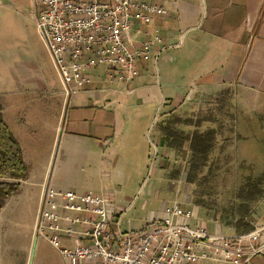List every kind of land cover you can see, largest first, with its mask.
Returning <instances> with one entry per match:
<instances>
[{
  "label": "crops",
  "instance_id": "crops-1",
  "mask_svg": "<svg viewBox=\"0 0 264 264\" xmlns=\"http://www.w3.org/2000/svg\"><path fill=\"white\" fill-rule=\"evenodd\" d=\"M152 1L163 2L167 10L153 23L164 48L140 61L137 76L128 84L96 68L90 70L89 86L65 97L44 45L38 44L37 49L42 57L31 58L24 44L18 48L15 43L0 42L2 117L27 168L18 191L8 197L22 192L23 200L7 198L0 208V230L7 222L14 223V230L2 238L8 248H0V264H28L29 260V264H35L34 260L37 264H67L46 239L33 236L43 184L106 196L124 230L122 222L136 201L143 176L139 168L149 160L150 144L162 159L157 174L178 152L167 146L162 116L181 109L194 114L203 100L226 94L233 103L231 113L237 115L242 104L248 105L252 113L247 118L253 121L255 136L264 131V0ZM63 110L68 115L64 127L60 123ZM173 125L176 128V121ZM167 184L163 192L154 186L145 189L148 203L158 202V208L140 218V225L132 227L127 218V226L141 228L152 215L162 216L164 208L177 204L193 211L192 225L201 221L211 233H226L215 219L216 229L210 230L208 223L213 222L203 220L204 212L195 209L189 195L184 191L179 197L180 190L170 181ZM252 216L248 231L261 227L256 243L262 244L264 192L253 204ZM201 264L231 263L206 259ZM246 264H264V249Z\"/></svg>",
  "mask_w": 264,
  "mask_h": 264
},
{
  "label": "built area",
  "instance_id": "built-area-1",
  "mask_svg": "<svg viewBox=\"0 0 264 264\" xmlns=\"http://www.w3.org/2000/svg\"><path fill=\"white\" fill-rule=\"evenodd\" d=\"M164 1V0H163ZM29 14L51 59L65 97L89 86L90 70L104 68L125 84L140 61L164 48L153 23L167 10L152 0H32ZM109 198L42 185L33 236L46 239L67 264H246L264 249L261 227L244 233H211L192 210L177 204L138 229L120 228ZM65 238L67 244H61Z\"/></svg>",
  "mask_w": 264,
  "mask_h": 264
},
{
  "label": "rangeland",
  "instance_id": "rangeland-1",
  "mask_svg": "<svg viewBox=\"0 0 264 264\" xmlns=\"http://www.w3.org/2000/svg\"><path fill=\"white\" fill-rule=\"evenodd\" d=\"M4 5H8L7 9H4ZM32 8V0H0V42L15 43L18 48L24 44L29 48L28 56L33 54L31 58H35L42 57L37 49L38 44L43 46V42L37 32L35 22L29 14ZM230 102L231 99L229 101L227 95L223 94L203 100L200 104L201 109L194 114L188 115L189 113H185V109H181L162 116L163 112L160 111L158 117L162 116L163 120H166L165 123L170 126L172 124L173 130L177 131L178 141H180L179 150L176 157L167 160L163 170L157 174L159 172L158 164L162 159L160 160L159 150L150 144L149 160L139 168V171L143 169V176L135 196L136 201L125 213L126 219L122 222L123 229L131 228L135 224L140 225V218L144 217L147 212L158 208V202L148 203L145 189L154 186L156 191L160 189L162 192L167 191V181H170L175 189L180 190L179 197H182L185 191L191 202L195 204V209L198 210L200 207L199 210L204 212L203 220L209 218L213 222L212 224L208 223L210 230L215 231L218 222L226 233H242L244 230L236 227L235 223L229 225L227 219L235 220V222L242 219L244 223H252V213L243 212L240 204H245L244 201L241 202L244 190L249 185L253 186V180L260 178L259 186L264 189V131L259 137H257L259 134L255 136L257 130L253 129V121H249L247 118L251 116L252 112L245 104H242V111L237 110V115L234 113L236 122L231 121L230 112L232 111L230 109L233 108V103ZM243 112H245L244 115ZM62 117H64V122ZM67 117L66 111L63 110L60 122L62 127L67 122ZM205 119H209V121ZM175 121L176 128L173 125ZM207 128L215 131L212 135L214 139H211L213 143L209 146L207 153L193 157L194 160H192L188 143L190 141L185 140V137L195 131ZM167 175H170L172 179ZM174 188L170 196L174 195ZM21 196L22 192L19 196L15 195L12 198L14 201H22ZM10 199L8 198V200ZM234 212V216L230 214ZM15 214L16 212L10 218L15 217ZM200 214L201 218L202 213ZM127 218H131V226H127L125 223ZM214 219L217 221L216 223ZM26 226L24 228L28 232V223ZM13 230L14 223L12 221L7 222L6 226L0 230L1 250L8 248L4 245L2 238ZM60 243L66 245L67 240L62 238ZM14 249L16 248L14 247ZM45 251L51 252V249L46 247ZM33 254L34 248L31 258ZM35 261L34 263L37 264Z\"/></svg>",
  "mask_w": 264,
  "mask_h": 264
},
{
  "label": "trees",
  "instance_id": "trees-1",
  "mask_svg": "<svg viewBox=\"0 0 264 264\" xmlns=\"http://www.w3.org/2000/svg\"><path fill=\"white\" fill-rule=\"evenodd\" d=\"M230 117L231 121H234V114L231 112ZM205 120L209 121V119ZM164 122H166V120H164L163 123ZM162 131L167 146L179 150L178 144H180V141H178L179 137L177 131H174L173 127L167 123L162 127ZM213 132H215L213 129L207 128L202 131H195L185 137V140L190 141L188 143L190 146V153L192 154V160H194L193 157L208 152L209 146L213 143ZM26 175L27 168L23 162L21 148L3 120L2 107L0 104V208L4 204L5 199L18 191L20 185L19 180L24 179ZM260 183V178H257L253 180V186L249 185L244 190L243 200H240L241 202L244 201L245 204L241 203L240 206L242 211L246 214L248 212L252 213V204L258 201L264 192L263 188L259 186ZM230 214L234 216L235 212ZM227 222L229 225L235 223L236 227H239V229L244 231H248L252 227L250 223L242 222V219L237 220L236 222L235 220L231 221L230 219H227Z\"/></svg>",
  "mask_w": 264,
  "mask_h": 264
}]
</instances>
